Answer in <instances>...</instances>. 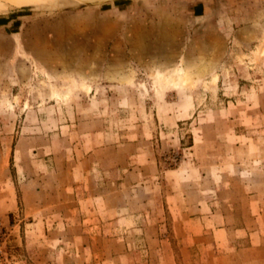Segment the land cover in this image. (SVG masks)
<instances>
[{
	"label": "rangeland",
	"instance_id": "1",
	"mask_svg": "<svg viewBox=\"0 0 264 264\" xmlns=\"http://www.w3.org/2000/svg\"><path fill=\"white\" fill-rule=\"evenodd\" d=\"M0 264H264V0H0Z\"/></svg>",
	"mask_w": 264,
	"mask_h": 264
},
{
	"label": "bare ground",
	"instance_id": "2",
	"mask_svg": "<svg viewBox=\"0 0 264 264\" xmlns=\"http://www.w3.org/2000/svg\"><path fill=\"white\" fill-rule=\"evenodd\" d=\"M16 3L37 9H58L64 8L70 4H82L88 1L96 0H14ZM83 6V5H82Z\"/></svg>",
	"mask_w": 264,
	"mask_h": 264
},
{
	"label": "water",
	"instance_id": "3",
	"mask_svg": "<svg viewBox=\"0 0 264 264\" xmlns=\"http://www.w3.org/2000/svg\"><path fill=\"white\" fill-rule=\"evenodd\" d=\"M109 1H114V0H96V1H88V3L100 4V3H105V2H109Z\"/></svg>",
	"mask_w": 264,
	"mask_h": 264
}]
</instances>
